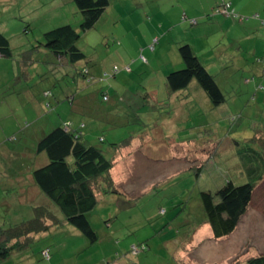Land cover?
Returning <instances> with one entry per match:
<instances>
[{"label":"rangeland","instance_id":"1","mask_svg":"<svg viewBox=\"0 0 264 264\" xmlns=\"http://www.w3.org/2000/svg\"><path fill=\"white\" fill-rule=\"evenodd\" d=\"M229 1L233 16L216 13L222 0H109L83 32L72 0H0V32L12 50L11 58L0 57V225L5 218H30L15 178L26 183L27 169L38 163L41 129L80 121L66 97L80 102L106 92L121 98L109 124L98 128L82 115L88 141L116 157L112 176L121 193L104 194L89 213L97 241L66 224L2 264H237L264 254V92L257 91L264 88V0ZM65 24L78 32L76 46L85 55L74 65L41 45L43 33ZM184 43L225 95L218 108L210 109L195 81L182 94L168 91L165 78L182 67ZM82 67L97 78L117 75L87 84L74 78ZM124 140L130 150L109 145ZM248 148L262 158L252 155L262 181L235 231L214 240L200 192L214 193L227 181L247 183L251 153L241 152Z\"/></svg>","mask_w":264,"mask_h":264},{"label":"trees","instance_id":"2","mask_svg":"<svg viewBox=\"0 0 264 264\" xmlns=\"http://www.w3.org/2000/svg\"><path fill=\"white\" fill-rule=\"evenodd\" d=\"M72 1L80 13L79 29L83 32L95 26L109 5V0ZM216 13L233 16L231 2L222 0ZM261 23L260 25L264 24ZM42 38L41 45L62 64L74 65L85 60V55L76 46L79 34L70 24L48 30L43 33ZM178 53L182 67L168 73L165 78L170 94H182L195 81L206 96L210 109L222 105L225 102V95L215 77L208 72L192 47L185 43L181 44L178 47ZM11 56L9 41L0 32V57L11 58ZM31 62L30 59L24 60L23 67L28 69ZM260 70L264 76V65ZM75 74L74 78H80L84 83L91 84L97 80L113 78L117 75V71L110 77L103 74L97 78L88 67H82ZM257 89L264 92L262 85ZM115 95L101 92V97L97 94L95 98L80 97L85 98L80 102L76 101L75 95L66 97L70 102L71 112L77 117L81 116V119L75 121L69 118V121L53 127L38 138L34 156L38 163L34 164L32 170L33 182L54 209L44 205L34 206L32 216L27 220L17 223L3 221V225H0V263L7 261L14 252L28 249L30 243L42 235L51 232L54 228L64 227L66 224L77 229L89 243L97 241V234L91 228L87 217L95 209L101 196L121 193L112 176L116 157H107L100 147L88 141L82 133L86 127L82 115L96 122L97 125L109 124L108 115L111 114L112 107L120 102ZM43 96L48 99L51 95L50 92H44ZM111 99L114 101L109 103ZM45 107L51 108L50 103L47 102ZM98 141L102 143L104 139L101 137ZM127 141L109 145L116 150H123L128 146L130 150L131 144H124ZM246 152L251 153L249 157H245V170L249 177L247 183L236 185L232 181H227L214 193L200 192L204 222L209 225L214 240L227 237L235 231L241 218L247 214L254 190L262 181L261 176H258L261 173L258 170V161L252 155H256L260 162L262 158L249 148L243 150L241 154ZM41 156L45 159L42 162L39 160ZM134 249L142 250L144 246L142 244ZM237 264H264V254L250 255L243 263Z\"/></svg>","mask_w":264,"mask_h":264},{"label":"crops","instance_id":"3","mask_svg":"<svg viewBox=\"0 0 264 264\" xmlns=\"http://www.w3.org/2000/svg\"><path fill=\"white\" fill-rule=\"evenodd\" d=\"M90 72L92 73L91 69H90ZM93 74V73H92ZM94 75V74H93ZM116 97H118V94L115 95ZM119 98V101H121V98ZM114 100H109V103ZM80 112V111H79ZM77 120V118L75 119V121ZM100 125H97L96 127L99 128ZM45 128L41 129V136L43 134H45ZM30 156L33 158L32 154H30ZM21 157V156H20ZM29 157V159L31 158ZM19 157L16 155L14 156V159L15 161L18 159ZM22 158V157H21ZM28 158V157H26ZM39 160H41L40 162L44 161V156H41V158H39ZM35 162V161H34ZM34 166V165H33ZM32 170H33V167H30L27 169V182L22 184L20 182V180L22 179L21 176H19V178H15V180H17V184L15 186L18 187V195H19V200L21 203H26L28 204L27 206V210H29V213H30V217L32 216V208L34 206H39V205H44V206H48L50 207L51 209H54L50 203L48 202V200L45 198V196L41 193V191L39 190V188L35 185V183L33 182V179H32ZM19 179V180H18ZM11 194V193H10ZM4 207V211L6 212H10L11 210V206L9 203H5V205H3ZM28 214V213H27ZM5 220H8V219H4ZM13 223V222H12ZM3 225V223L1 224ZM53 231V230H52ZM56 233H58L56 231ZM48 234V233H47ZM6 262V261H5ZM2 264V263H1Z\"/></svg>","mask_w":264,"mask_h":264},{"label":"built area","instance_id":"4","mask_svg":"<svg viewBox=\"0 0 264 264\" xmlns=\"http://www.w3.org/2000/svg\"><path fill=\"white\" fill-rule=\"evenodd\" d=\"M43 256H48V255H47V252H43Z\"/></svg>","mask_w":264,"mask_h":264}]
</instances>
